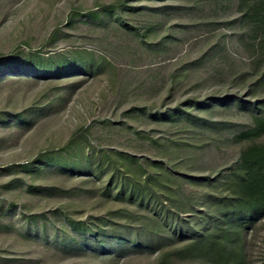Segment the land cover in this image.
I'll return each instance as SVG.
<instances>
[{
	"label": "rangeland",
	"instance_id": "374dc122",
	"mask_svg": "<svg viewBox=\"0 0 264 264\" xmlns=\"http://www.w3.org/2000/svg\"><path fill=\"white\" fill-rule=\"evenodd\" d=\"M237 7L238 0H0V264H156L155 248L109 241L95 250L58 233V210L87 218L116 203L94 193L99 185L22 164L75 136L84 153L131 155L150 174L151 162L167 166L187 193L199 194L187 179L232 167L239 146L230 139L251 123L238 86L249 53L238 42ZM80 52L102 64L99 73L5 71L12 58ZM261 230L248 242L251 264H261Z\"/></svg>",
	"mask_w": 264,
	"mask_h": 264
},
{
	"label": "trees",
	"instance_id": "16d2710c",
	"mask_svg": "<svg viewBox=\"0 0 264 264\" xmlns=\"http://www.w3.org/2000/svg\"><path fill=\"white\" fill-rule=\"evenodd\" d=\"M237 11L238 42L249 53V67L238 86L246 88L249 104L242 105L252 113L251 123L230 139L239 146L235 164L215 177L188 178L201 191L189 194L181 185L182 177L167 166L151 162L155 172L150 174L131 155L84 153L74 136L65 146L40 153L22 168L27 172L35 168L37 175L56 169L87 185H99L94 193L116 204L104 215L87 218L58 210V216L54 215L58 233L77 234L95 250L109 241L126 242L137 249L155 248L156 264H251L249 239L264 229V0H238ZM29 58L28 62L5 61V71L15 75H94L103 67L85 52L69 60ZM205 105L197 103V107ZM260 238L264 245V230ZM262 256L259 261L264 264V252Z\"/></svg>",
	"mask_w": 264,
	"mask_h": 264
}]
</instances>
